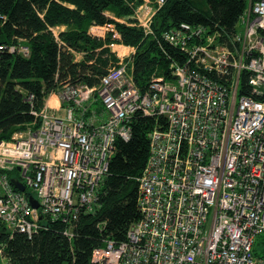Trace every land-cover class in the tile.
I'll return each mask as SVG.
<instances>
[{"label": "built area", "instance_id": "2783aa9c", "mask_svg": "<svg viewBox=\"0 0 264 264\" xmlns=\"http://www.w3.org/2000/svg\"><path fill=\"white\" fill-rule=\"evenodd\" d=\"M163 1L152 3L157 10L142 4L135 15L146 36L155 34ZM248 3L232 47L189 23L164 32L186 56L172 66L173 79L155 76L142 93L129 73L135 48L127 47L128 60L118 54L97 87L66 84L33 110L37 129L0 142V220L9 231L33 237L44 222L62 221L73 241L72 221L83 209L96 213L117 141L131 139L130 119L141 113L168 122L149 135L142 217L125 241L96 248L93 263L264 264L254 252L264 235V0ZM244 74L250 93L242 92Z\"/></svg>", "mask_w": 264, "mask_h": 264}, {"label": "trees", "instance_id": "16d2710c", "mask_svg": "<svg viewBox=\"0 0 264 264\" xmlns=\"http://www.w3.org/2000/svg\"><path fill=\"white\" fill-rule=\"evenodd\" d=\"M143 1L0 0V142L12 140L28 126L37 129L33 110H41L45 100L64 85L97 87L118 65L117 54L106 45L111 37L106 41L94 37L90 27L115 24L120 38L114 41L135 48L129 73L144 93L153 77L173 79L172 66L186 63L185 54L162 38L164 32L189 23L218 32L221 42L232 47L237 25L249 5L248 0H165L154 16L153 36H146L137 27L117 24L107 15L112 12L134 22ZM64 25L68 28L61 32L60 42L52 29ZM11 45L28 47L29 54L11 52ZM74 53H81L84 59L77 61ZM248 79L244 74L242 92L250 93ZM130 120L131 139L117 141L109 173L100 186L96 213L83 209L72 221L73 241L64 234L69 224L62 221H46L44 228L29 237L11 233L0 220V250L7 264H95L92 254L105 247L106 240L118 243L127 239L129 227L142 217L139 178L149 156V135L168 125L162 116L141 113ZM258 246L263 248L261 252ZM254 252L264 259V235L257 240Z\"/></svg>", "mask_w": 264, "mask_h": 264}, {"label": "rangeland", "instance_id": "374dc122", "mask_svg": "<svg viewBox=\"0 0 264 264\" xmlns=\"http://www.w3.org/2000/svg\"><path fill=\"white\" fill-rule=\"evenodd\" d=\"M163 2H165V1H163ZM152 3H154V0H144L142 4L143 5L144 4H148L150 7H153L155 10H157L158 8L154 7V5ZM142 4L138 6V8H139L138 11H141V9L144 8V7H142ZM161 7H162V5H161ZM147 10L148 9L144 10V15H146V16L149 14V12H147ZM107 15H109L111 17V19L114 20L117 24L120 22V23L128 24L129 26L131 25L132 27L133 26L137 27V28L139 27V20L136 21L134 19V22H131V21H129V20L123 18V17H119V18L116 17L112 12H107ZM131 15L132 14H130V16ZM128 19H129V17H128ZM153 22H154V20H153ZM237 26H238L239 31H241L242 27L240 26V24H238ZM96 27L97 26H93V27L89 28L90 34L92 36H94V37L102 38L105 41L110 36L111 40L109 41V44H106V45L109 46L111 51L116 53L117 56L119 54L120 57H122V58L125 57V60L127 61L128 59L126 58V56L130 54L131 50L127 48L128 46L123 45L122 42L114 41V40H118V38H117L118 31H116V28H115L116 25L115 24H110L108 26H99L98 28H100V29H97V30H96ZM67 28L68 27L66 25H64L63 27L62 26L61 27H55V28L52 29V32L59 37L61 35V32L66 31ZM152 29H153V27H152ZM153 31L155 32L154 29H153ZM118 37H119V35H118ZM78 54H80V55H78ZM78 54H75L76 60L77 61L83 60L84 56L81 53H78ZM262 249L263 248H261L260 246L257 247L258 252H261ZM0 255H1L0 264H7V262L9 263L7 257L4 258L3 254H1V252H0Z\"/></svg>", "mask_w": 264, "mask_h": 264}, {"label": "water", "instance_id": "95a60500", "mask_svg": "<svg viewBox=\"0 0 264 264\" xmlns=\"http://www.w3.org/2000/svg\"><path fill=\"white\" fill-rule=\"evenodd\" d=\"M12 183H13V185L15 186V188L17 189V190H19L20 192H26V188H25V186L23 185V184H21V182H19L18 180H16L15 178L14 179H12ZM29 200H30V202L32 203V205H33V207L34 208H36V209H38V207H39V202L38 201H36L35 199H34V197L33 196H29Z\"/></svg>", "mask_w": 264, "mask_h": 264}, {"label": "bare ground", "instance_id": "6f19581e", "mask_svg": "<svg viewBox=\"0 0 264 264\" xmlns=\"http://www.w3.org/2000/svg\"><path fill=\"white\" fill-rule=\"evenodd\" d=\"M52 101H54V102H55V99H53Z\"/></svg>", "mask_w": 264, "mask_h": 264}]
</instances>
